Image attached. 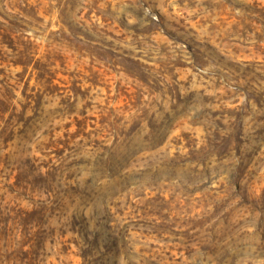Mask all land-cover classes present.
<instances>
[{
    "label": "rangeland",
    "instance_id": "374dc122",
    "mask_svg": "<svg viewBox=\"0 0 264 264\" xmlns=\"http://www.w3.org/2000/svg\"><path fill=\"white\" fill-rule=\"evenodd\" d=\"M0 264H264V0H0Z\"/></svg>",
    "mask_w": 264,
    "mask_h": 264
},
{
    "label": "trees",
    "instance_id": "16d2710c",
    "mask_svg": "<svg viewBox=\"0 0 264 264\" xmlns=\"http://www.w3.org/2000/svg\"><path fill=\"white\" fill-rule=\"evenodd\" d=\"M30 54H31V52L27 50V51H24L22 55L24 58H27L30 56ZM22 63L24 65H27V63H24V62H22ZM239 179H240L239 175L234 176L233 180H234L235 185H239V183H240ZM111 237H112L111 246H110L111 251L115 256V259L117 260V257L119 255L120 251L122 250L121 241H120L119 237H115V236H111Z\"/></svg>",
    "mask_w": 264,
    "mask_h": 264
}]
</instances>
